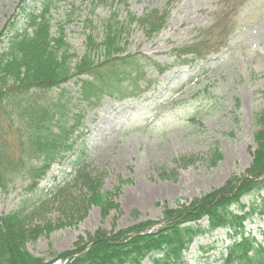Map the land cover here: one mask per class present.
Segmentation results:
<instances>
[{"label":"rangeland","instance_id":"rangeland-1","mask_svg":"<svg viewBox=\"0 0 264 264\" xmlns=\"http://www.w3.org/2000/svg\"><path fill=\"white\" fill-rule=\"evenodd\" d=\"M18 1L0 0V31ZM123 1L130 13L140 17L152 9L168 11L167 23L157 35L147 39L134 25L125 41L127 54L139 58L141 64L152 61L167 65L169 70L157 77L147 74L152 83L139 97L116 101L106 96L99 106L83 110L84 136L78 145L84 147V160L92 175L99 177L96 189L99 195L111 194L118 207L105 218L98 206L83 201L90 194L73 180L69 163L73 156L54 164L33 192L28 190V181L22 176H16L0 192L1 216L43 199L45 203L37 207L40 209L27 218V227L64 224L26 245L32 256L45 262L71 250L79 237L84 240L97 230L114 232L159 221L163 206L186 205L222 187L230 177L244 176L252 163L253 136L259 129L255 116L264 109V0H175L168 6L167 0ZM226 2L229 5L221 13L220 7ZM98 4L95 0H64L52 14L56 23L71 7L74 9L70 23L64 26L72 51L78 57L84 49L86 20L99 26L102 19L113 13L119 20L126 18L123 6ZM220 13L221 21L217 23ZM205 33V40L215 45V52L211 51L205 59L190 65L170 57L176 48L203 41ZM62 89L66 94L60 103L65 110H71L79 98L77 81H69ZM62 89L41 96L49 100ZM75 110L79 112V106ZM6 139L7 152L17 157L18 141L11 131L10 135L6 133ZM215 147L223 160L209 167L208 160ZM188 156L199 160L195 165L179 168L176 161ZM13 169L19 168L13 165ZM173 173L175 181L170 177ZM162 174L169 178H163ZM55 186L62 190L54 192ZM259 196L248 195L240 202L245 205L243 212L251 214L244 223L246 233L260 238L264 230V190ZM73 201L88 207L78 222L82 208L78 215L71 214L68 207ZM229 243L226 231L218 229L195 239L184 259L188 264H220L217 258Z\"/></svg>","mask_w":264,"mask_h":264},{"label":"trees","instance_id":"trees-1","mask_svg":"<svg viewBox=\"0 0 264 264\" xmlns=\"http://www.w3.org/2000/svg\"><path fill=\"white\" fill-rule=\"evenodd\" d=\"M62 2L64 0H19L0 31V192L5 191L16 176L28 181L27 188L33 192L53 164L73 156V180L90 194L83 201L98 206L101 217L105 218L118 207L112 202L111 194L99 195L96 190L99 177L92 175L84 160V147L78 145L84 136L83 110L99 106L106 96L116 101L139 97L152 83L146 78L147 74L158 76L169 68L152 61L141 64L139 58L127 54L125 41V35L134 25L147 39L157 35L167 23L169 14L166 8L163 11L152 9L140 17L130 13L123 0H95L98 5L110 2L123 6L126 18L119 20L113 13L102 19L99 26L86 20L84 49L78 57L72 51L64 26L70 23L74 9L71 7L60 22L53 23L52 14ZM172 2L175 0H167L166 6ZM228 5L226 2L220 7L221 13ZM221 13L217 23L221 21ZM202 35L203 41L176 48L170 57L181 64L205 59L211 51L215 52V45L205 40L206 33ZM147 67L149 69L145 70ZM71 80L77 81L79 98L77 104L71 105V110H65L60 103L66 94L62 88ZM54 89L62 90L49 100L41 96ZM75 106H79V112ZM255 123L259 129L253 136V159L244 176H232L222 187L186 205L163 206L159 221L143 222L114 232L97 230L84 240L79 237L71 250L50 261L34 257L26 249L29 242L64 226L46 223L27 227V218L39 210L37 207L45 200L39 199L31 207L0 215V264H143L144 261L188 264L184 254L195 239L218 229L225 230L232 240L225 247L220 264H264V230L260 238L246 233L244 223L251 214L243 212L245 205L240 202L248 195L260 197L264 190V109L255 116ZM10 131L18 141L17 157L7 152L6 133L10 135ZM198 160L196 156L181 157L176 164L179 168H187ZM222 160V154L215 147L208 166L214 167ZM13 165L19 169L15 171ZM162 177L169 178L163 174ZM170 177L176 180V174ZM60 190L59 186L53 188L57 193ZM260 200L263 202L262 198ZM81 208L82 214L76 222L84 217L88 207L78 201L68 207L74 215H78ZM27 211L29 213L23 214ZM254 211L252 206L250 212ZM204 221L206 226L202 224Z\"/></svg>","mask_w":264,"mask_h":264}]
</instances>
